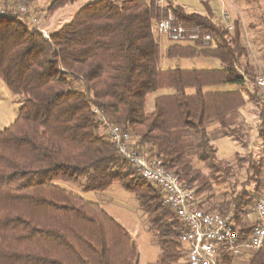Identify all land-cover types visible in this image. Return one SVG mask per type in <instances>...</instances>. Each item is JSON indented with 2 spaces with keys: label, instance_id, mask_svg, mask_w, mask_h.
Instances as JSON below:
<instances>
[{
  "label": "trees",
  "instance_id": "trees-1",
  "mask_svg": "<svg viewBox=\"0 0 264 264\" xmlns=\"http://www.w3.org/2000/svg\"><path fill=\"white\" fill-rule=\"evenodd\" d=\"M33 1H0V78L21 101L13 123L0 130V264H138L129 232L98 203L58 182H81L82 190L94 192L117 182L133 193L160 250L150 264H187L180 239L185 225L163 204L160 189L122 161L101 117L191 189L198 208L230 214L246 238L254 224L250 208L264 185V161H244L247 177L238 192L226 191L215 201L212 191L214 185H230L234 176L232 165L216 158L213 141L239 133L245 102L240 89L218 88L253 85L248 99L262 102L258 130L264 138V99L238 21L228 31L209 8L201 14L176 5L179 23L199 27L216 43H173L166 57H210L222 67L162 70L152 32L162 15L156 0H96L48 35L29 25L28 11L17 9ZM74 1L52 0L47 10ZM160 89L171 92L155 97L146 111L147 95ZM232 261L222 252L218 264ZM247 264H264L263 246Z\"/></svg>",
  "mask_w": 264,
  "mask_h": 264
},
{
  "label": "rangeland",
  "instance_id": "rangeland-1",
  "mask_svg": "<svg viewBox=\"0 0 264 264\" xmlns=\"http://www.w3.org/2000/svg\"><path fill=\"white\" fill-rule=\"evenodd\" d=\"M52 0H35L28 8L29 25L41 30L44 35H48L68 23L74 14L83 6L96 0H75L57 10L51 12L47 8ZM175 5H179L186 12H199L205 14L207 8L212 12L213 20L218 23L223 11H227L233 22L238 21L241 36L240 41L246 46L249 52L248 59L251 62L259 61L264 70V0H176ZM159 43L160 62L166 63V68H218L219 63L213 59H168L166 49L173 44L166 36L155 35ZM166 58V59H165ZM208 58V57H206ZM248 90H253V85L248 84ZM244 91V89H242ZM242 96L245 100L239 109L240 127L239 133L230 137H223L215 141L213 146L216 149V158L227 161L232 165L234 176L230 185H214V200L219 201L221 195L226 191L238 192L246 181V168L244 162L247 159L257 164L264 161V138L259 135V112L262 102L258 104L248 99V94ZM260 97L262 96V93ZM159 95V91L151 92L147 95L145 109L153 108V99ZM21 105L19 96L11 94L0 78V130L10 125L15 120L18 109ZM213 129V128H211ZM216 129V128H214ZM204 172L206 170L202 164H198ZM264 184V171L261 176ZM58 184L68 192L75 193L85 201L98 203L102 210L120 223L130 234L139 252L138 264L154 263L159 256L160 250L154 243L151 232L147 229L146 217L138 208V203L133 193L123 189L117 182L104 191H84L81 182H58ZM264 186V185H263ZM232 187V188H231ZM253 183L247 185L248 190L253 189ZM250 221H254L255 214L253 207L248 215ZM231 264H247L245 260H233Z\"/></svg>",
  "mask_w": 264,
  "mask_h": 264
},
{
  "label": "built area",
  "instance_id": "built-area-1",
  "mask_svg": "<svg viewBox=\"0 0 264 264\" xmlns=\"http://www.w3.org/2000/svg\"><path fill=\"white\" fill-rule=\"evenodd\" d=\"M175 1L156 0L162 15L152 25L154 36L164 35L179 45L214 47L216 40L211 34H204L199 27L185 26L177 21L172 10L176 6ZM17 9L21 13L28 10L24 5ZM217 24L228 31L234 27L227 11L222 12ZM254 84L264 99V74L259 73ZM101 120L106 126L109 141L118 150L122 161L130 163L138 175L160 189L163 204L170 207L185 225L180 239L187 247V264H218L222 252L234 258L244 252L256 251L264 245V186L253 206V227L249 235L242 239L235 230L230 214L221 215L198 208L193 191L182 185L176 175L166 170L159 160L148 158L146 153L137 151L133 147L132 137L127 133H122L116 125H109L102 117Z\"/></svg>",
  "mask_w": 264,
  "mask_h": 264
},
{
  "label": "crops",
  "instance_id": "crops-1",
  "mask_svg": "<svg viewBox=\"0 0 264 264\" xmlns=\"http://www.w3.org/2000/svg\"><path fill=\"white\" fill-rule=\"evenodd\" d=\"M166 58H167V57H166ZM166 58H165V59H166ZM174 58H177V57H174ZM174 58H168V59H174ZM196 58L199 59V57H193V58H179V59H190V60H192V59H196ZM200 58L216 60V61H218V63H219V67H218V68H221V67H222L220 61L217 60V59H215V58H210V57H208V58H206V57H200ZM250 63H251L253 66H255V68L257 69V74H259V73L264 74V70H263V68H262V65H260L261 63H260L259 61H257V62L255 61L254 63L250 61ZM166 67H167V66H166L165 61L159 63V68H160V69H162V70L170 69V68H166ZM218 68H189V69H196V70L204 69V70H208V69H218ZM171 69H174V68H171ZM179 69H183V68H179ZM247 87H248V84H247V83H245L243 86H239V87L225 85V86H221L220 88H218V90L228 91V90H236V89H240L241 91H243L242 89H244L243 93H244V94H248V88H247ZM157 91H159V95H157L156 97L161 96V95H166V94H169V93L171 92V90H166V89H160V90H157ZM188 92H192V90L189 89ZM153 100H154V99H153ZM152 109H153V108H152ZM152 109H151V110H152ZM146 111H150V110H146ZM239 112H240V110H239ZM240 118H241V115H240ZM240 118H239V120H241ZM212 128H216V126L214 125V126H212ZM222 138H223V137H222ZM219 139H220V138H219ZM217 140H218V139H216L215 141H217ZM215 141H213L214 144H215ZM263 247H264V245H263ZM254 252H255V251L244 252V253H242L241 255H239V256H237V257H234L233 260H237V261H238V260H245V261L248 262L249 259L251 258L252 254H253Z\"/></svg>",
  "mask_w": 264,
  "mask_h": 264
}]
</instances>
